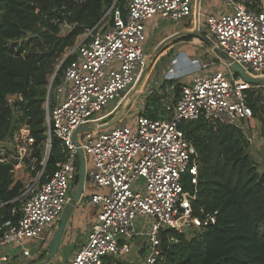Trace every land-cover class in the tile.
<instances>
[{"label": "built area", "instance_id": "2783aa9c", "mask_svg": "<svg viewBox=\"0 0 264 264\" xmlns=\"http://www.w3.org/2000/svg\"><path fill=\"white\" fill-rule=\"evenodd\" d=\"M218 1L220 9L205 12V0H126L122 8L113 4L94 26L78 36L68 52L72 59L59 81L53 84L54 77L49 78L42 160L38 162L35 156L36 139L26 122L15 124L10 146L0 149V162L10 164L12 172L42 167L21 194V209L13 210L11 218L0 225V248H18L30 262L48 250L38 246L35 252L25 242L39 245L45 231L58 226L69 202L78 147L85 159V180L106 191L90 196L88 203L99 210L96 223L67 264H115L111 258L120 260L133 253L138 257L134 264H163L162 232L167 231L166 244L176 243L174 234L184 233V226L203 234L215 223L216 212L193 214L198 158L179 123L201 119L214 128L245 132L254 117L247 93L264 89L262 84L246 82L230 68L237 64L248 76L264 79V0ZM154 17L184 23L190 20L194 33L210 42L212 55L195 59L185 53L175 56L171 65H188L190 71L184 76L191 79L181 87L175 104H164L165 115L150 117L145 107L139 106L132 120L128 114L111 128L96 129V123L120 107L130 86L139 80V69L147 67L151 57L145 54L143 44L146 25ZM203 44L195 37L190 45ZM215 50L224 58L217 57ZM172 89L171 85V100L175 98ZM15 97L21 100L17 95L7 98L13 109ZM113 100H117L114 109L100 115ZM82 127L85 129L77 134L76 146L73 135ZM53 138L66 157L56 162L53 173L41 182ZM185 176L193 192L184 189ZM144 218H149L150 224H142L140 219ZM138 240L141 245L135 249ZM17 256H0V264L13 263Z\"/></svg>", "mask_w": 264, "mask_h": 264}, {"label": "trees", "instance_id": "16d2710c", "mask_svg": "<svg viewBox=\"0 0 264 264\" xmlns=\"http://www.w3.org/2000/svg\"><path fill=\"white\" fill-rule=\"evenodd\" d=\"M125 1L0 0V143L11 139L17 122H26L36 139L35 156L38 162L42 160L47 137L44 102L49 78L58 60L65 49L75 45L85 29L98 22L106 9L115 3L122 8ZM207 3L212 9L221 6L218 0H207ZM64 24L70 30L61 35L60 27ZM28 35L29 40L24 43L22 40ZM192 40L191 35L182 36L171 45L191 44ZM186 52L190 58L195 54L187 49ZM71 59L69 56L61 65L53 84L59 81ZM190 79L191 76H185L164 80L160 94L146 98L145 114L165 115V101L175 104L181 87ZM167 84L173 86V100L168 90H164ZM253 93H247V102L255 113L261 94ZM14 95L21 100L14 103L13 109L7 104V98ZM179 128L194 146L198 158L193 214L201 216L200 210L205 214L216 212V220L203 234L198 233L190 240L184 233L174 234L176 243L166 244L167 231L162 232L163 264H264V173L259 174L243 132L225 126L214 128L201 119L182 121ZM52 142L41 182L53 173L56 162L66 157L58 140L53 138ZM78 167L77 162L74 186L78 181ZM41 169L36 166L33 170L20 168L12 172L10 164L0 162V225L11 218L13 210L21 209L20 196ZM183 182L184 189L193 192L189 177L185 176Z\"/></svg>", "mask_w": 264, "mask_h": 264}, {"label": "rangeland", "instance_id": "374dc122", "mask_svg": "<svg viewBox=\"0 0 264 264\" xmlns=\"http://www.w3.org/2000/svg\"><path fill=\"white\" fill-rule=\"evenodd\" d=\"M107 10V9H106ZM105 10V11H106ZM191 26L185 25L184 20L180 21H169V20H163L160 17H154L152 20L148 22V28L146 29V40L143 44V49L145 54L148 56L149 62L147 67L143 69H139V85H138V91L139 96L133 101L132 106L133 108L130 109L128 120H132L136 114L137 108L139 106H144L145 100L150 95L155 94L154 92H160L162 89L160 86L162 85V82H165L164 79L170 80V79H177L188 74V71H190V67L187 65H181L180 68H175L171 63L175 59V57H172L175 50L180 49H187L188 51H194L193 59L202 57L206 58L208 55H212L210 53L211 45L203 44L200 47L194 46V45H185L184 43L180 44H172L171 43L178 38H181L182 36H187L190 34H193V39L196 37L194 30H187L184 31L185 27ZM204 31H206L205 26H202ZM70 30L69 25H62L60 28V34L65 35ZM187 32V33H186ZM192 32V33H191ZM29 35L23 39L22 41L24 43L28 42ZM77 42V41H76ZM23 43V44H24ZM76 44V43H75ZM170 46L175 47L174 49H168ZM30 47V45H29ZM70 49H65L63 54L61 55L60 59L57 62V65L55 66V70L58 68V66L62 63V61L66 58L68 52ZM182 64V63H180ZM171 68V69H170ZM55 72V71H54ZM54 74V73H53ZM51 75V77L53 76ZM141 75V76H140ZM171 81V80H170ZM137 81H135L129 88V91L132 90V88L135 86ZM170 88V84L165 85L164 90H168ZM160 90V91H159ZM152 92V93H150ZM254 95L261 94V103L259 108L254 114L253 121L251 126L243 132V137L247 140L249 148L248 152L251 155V158L253 162L255 163L257 170L259 174L264 173V89H258L254 91ZM19 99L17 97L13 98L12 103L17 102ZM117 100L110 101L107 103L101 114L107 115L110 111L114 109L116 106ZM166 103V101H165ZM164 103V104H165ZM123 104V102H122ZM122 104L120 106H122ZM100 114V115H101ZM112 115V114H111ZM101 116V117H103ZM110 117V116H109ZM108 117V118H109ZM108 118L101 119L102 122L105 120H108ZM17 119V116H16ZM15 119V120H16ZM10 146V140H5L2 143H0V149L2 147H9ZM76 187L72 185L71 194L72 197L75 194ZM140 222L142 224L147 223L150 224L151 220L149 218L140 219ZM198 230L189 227L187 232H184L185 238L187 240H190L191 238L196 237L198 235ZM81 238L79 236V232L73 234L71 242L64 246H61L59 248L60 253V260L59 257L55 255L49 256L46 251H44L41 255H39L38 258L33 259L30 263L28 258H24L22 255H20L18 248H14V250L8 247L0 248V255L3 254L5 256H12V254L17 253L16 261L24 262L28 264H67L69 260L73 257V255L76 253V246L80 244ZM27 242H25V246ZM48 247V246H47ZM30 248L37 250L38 246L36 244H33L30 246ZM46 252V253H45ZM134 255V254H132ZM59 260V261H58ZM112 262H115L117 264H123L125 263L124 260L119 259H113ZM6 264V263H5ZM24 264V263H22Z\"/></svg>", "mask_w": 264, "mask_h": 264}, {"label": "water", "instance_id": "95a60500", "mask_svg": "<svg viewBox=\"0 0 264 264\" xmlns=\"http://www.w3.org/2000/svg\"><path fill=\"white\" fill-rule=\"evenodd\" d=\"M191 36L193 34H190ZM196 37H199V39L206 45H210V42L204 37V36H199L198 34L195 33ZM214 54L223 59L224 56L221 52L215 50ZM68 54L66 56V58L62 61V63L58 66V68L55 70L54 74L52 77H55V75L57 74V72L59 71L61 65L64 63V61L68 58ZM230 68L237 74L239 75L243 80H245L246 82L253 84V85H264V79H257V78H252L250 76H248L242 69L240 66H238L237 64H232L230 66ZM138 85H139V81L136 82L135 86L132 88V90H130V92L127 94V96L125 97V99L123 100V104L122 106H120L116 112H114L108 120L104 121V122H98L96 123L94 126L96 129L98 130H106L108 128L113 127L114 125L120 123L128 114L129 111L132 107V103L133 101L139 96V91H138ZM85 129V127H82L80 129H78L74 135H73V140L75 142V145L78 146V143L76 142V136L79 132L83 131ZM77 157H78V163H79V172H78V181H77V185H76V191L75 194L73 195V197L69 200L68 204L65 206L61 217L59 219V225L58 228L56 230L55 235L53 236L47 253L49 256H53L56 254L58 247L60 245V242L62 241V236H63V232L65 229V226L67 224V221L71 215V213L73 212L75 206L77 205V203L79 202L80 198L82 197V193L84 191V185H85V173H86V165H85V159H84V155L81 151V149L78 147L77 149ZM183 232H187V227L184 226L182 228Z\"/></svg>", "mask_w": 264, "mask_h": 264}, {"label": "crops", "instance_id": "0c3cea01", "mask_svg": "<svg viewBox=\"0 0 264 264\" xmlns=\"http://www.w3.org/2000/svg\"><path fill=\"white\" fill-rule=\"evenodd\" d=\"M208 6L209 5L207 3V0H205L204 6H203V10L205 12H213V11H216V10L221 8V6H220L218 9H212L210 7L208 8ZM184 24L189 25L190 20H188ZM147 28H148V23L146 25V29ZM189 29H191V26L185 27L184 31H187ZM185 45H189V44H185ZM174 48L175 47L170 46L168 49L170 50V49H174ZM181 53H185L188 56L185 49H180V50H175L172 57L180 56ZM187 76H189V75H187ZM86 164H87V167L89 168L91 165L89 159L86 160ZM78 172H79V167H78ZM76 173H77V170H76ZM72 185H74V184H72ZM76 185H77V183H76ZM76 185H75V187H76ZM71 189H72V187H71ZM105 191H106L105 189L94 187L92 184H90L88 181L85 180L84 191L82 193V197L80 198L79 202L75 206L73 212L71 213V215L67 221V224L65 226L63 236H62V241L60 242V245H59L58 250L55 254V257L60 256L61 251H59V248L61 246H64V245L66 247V245H68L71 242L73 234L76 233L77 231L79 232V236H80L82 242L76 246L75 250H77L80 247V245H82L85 242L89 231L91 230L92 226L96 223V217H97V214L99 211L97 207L90 205L88 203V200H89L91 195L96 194V193H104ZM70 194H71V191H70ZM70 194H69V200L72 198V195H70ZM58 225H59V223H58ZM57 228H58V226L54 230L53 229L52 230H46L45 234L43 235V242H41L39 245L37 244V246H40L41 248H44L47 246L49 247V244H50L53 236L55 235ZM140 242H141V240H138L137 244L134 243L133 246L135 249L138 248V245H141ZM32 244H33V242H27L26 243V245L28 247L31 246ZM34 244H36V243L34 242ZM8 248L11 249L10 247H8ZM32 250L35 251V249H33V248H32ZM0 256H3V254H1ZM137 258L138 257L135 253L134 255L130 254L128 256L121 257V260L125 261V263H123V264H134V263H137ZM59 260H60V257H59ZM25 262L26 261L19 262V261L14 260L13 263L10 262V264H22V263L28 264ZM29 263H30V261H29Z\"/></svg>", "mask_w": 264, "mask_h": 264}]
</instances>
